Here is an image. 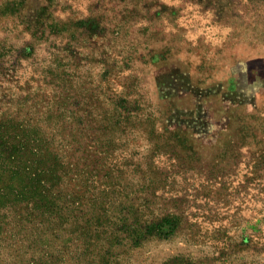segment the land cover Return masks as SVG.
Wrapping results in <instances>:
<instances>
[{"label": "rangeland", "instance_id": "obj_1", "mask_svg": "<svg viewBox=\"0 0 264 264\" xmlns=\"http://www.w3.org/2000/svg\"><path fill=\"white\" fill-rule=\"evenodd\" d=\"M3 119L0 264H264V0H0Z\"/></svg>", "mask_w": 264, "mask_h": 264}, {"label": "trees", "instance_id": "obj_2", "mask_svg": "<svg viewBox=\"0 0 264 264\" xmlns=\"http://www.w3.org/2000/svg\"><path fill=\"white\" fill-rule=\"evenodd\" d=\"M8 121H9L8 119L0 120V129H1L0 130V136L1 137H7V139L15 140V141H17L18 144L23 145L24 144V140L20 139V137H21L20 135L22 133L28 134V132L24 129V128H27V127L23 126L19 121L16 122L15 125L9 123ZM6 125H8V128L15 126L14 130H12L13 132H11L9 129H5L4 127H6ZM30 131L34 135L37 134V131L34 130V129H30ZM38 135H39V133H38ZM3 143L4 142L0 140V146L3 145ZM30 145H31V147H36V148H39V149H41V147H42L39 144H30ZM21 148L16 147V148H13V149H15L17 151H20ZM15 161L16 160L14 159V162ZM59 162H61V161H59ZM7 186H8V184H7V182L5 183V181H2L0 183V209L1 208H13V207H15L17 205V203L21 199V197L17 193H12V192H9V191H5V188ZM98 220H101V218L99 217Z\"/></svg>", "mask_w": 264, "mask_h": 264}]
</instances>
